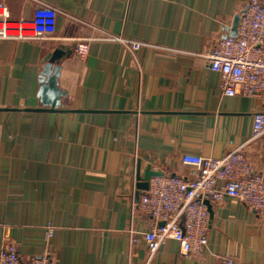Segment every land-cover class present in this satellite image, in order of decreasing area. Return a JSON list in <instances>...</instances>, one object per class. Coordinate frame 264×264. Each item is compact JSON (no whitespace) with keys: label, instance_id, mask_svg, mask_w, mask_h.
Masks as SVG:
<instances>
[{"label":"crops","instance_id":"0c3cea01","mask_svg":"<svg viewBox=\"0 0 264 264\" xmlns=\"http://www.w3.org/2000/svg\"><path fill=\"white\" fill-rule=\"evenodd\" d=\"M246 1L0 0L11 21H32L38 7L58 12L56 39H0V243L13 241L23 264L45 253L59 264H219L223 256L264 264V225L235 197L212 204L199 254L168 238L151 257L130 234L154 224L133 207L137 159L193 179L183 155L223 157L249 140L254 114L264 112V93L222 95L204 56L232 34ZM109 35L149 45L132 51ZM81 38L89 40L82 60L74 57ZM57 48L69 55L51 109L40 74ZM244 151L259 172L264 136Z\"/></svg>","mask_w":264,"mask_h":264},{"label":"built area","instance_id":"2783aa9c","mask_svg":"<svg viewBox=\"0 0 264 264\" xmlns=\"http://www.w3.org/2000/svg\"><path fill=\"white\" fill-rule=\"evenodd\" d=\"M236 34L216 40L215 46L204 56L213 71L220 74L222 95L259 96L264 93V0H247L238 12ZM58 12L53 7H38L30 22L11 21L7 10L0 6V39L33 40L56 39ZM107 39L122 41L135 51L149 45L130 37L109 35ZM89 51V40L78 39L74 57L84 59ZM165 53L176 49L161 47ZM264 136V112L254 114L253 133L245 144ZM230 150L223 157L183 155V163L197 171L193 179L163 174L149 178L147 190L133 199L154 219L153 226L142 236L130 229L133 243L143 240L151 257L168 238L178 241L184 254H199L208 243L209 210L204 200L220 203L235 197L256 210L264 225V167L252 173L251 162L244 145ZM51 233V229H49ZM0 264H23L16 244L7 240L0 243ZM26 264H59L47 253L34 257ZM219 264H237L230 256L221 257Z\"/></svg>","mask_w":264,"mask_h":264},{"label":"water","instance_id":"95a60500","mask_svg":"<svg viewBox=\"0 0 264 264\" xmlns=\"http://www.w3.org/2000/svg\"><path fill=\"white\" fill-rule=\"evenodd\" d=\"M239 16H236L233 24L232 34H236L237 24ZM69 55L68 50L57 48L48 62L43 66L40 81L41 87L39 90V96L43 105L49 106L51 109H55L60 104V98L62 91L58 88V77L60 75L61 65L60 61L64 56ZM162 171L154 170L150 163H145L142 159H137L135 177H136V188L138 197L140 192L147 190L149 186V178L155 175H163ZM204 203L207 205L210 218L213 216V208L209 200L205 199Z\"/></svg>","mask_w":264,"mask_h":264}]
</instances>
